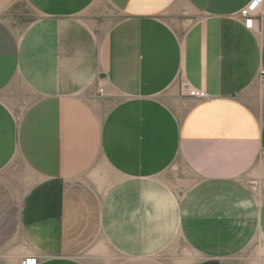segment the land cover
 <instances>
[{"label": "crops", "instance_id": "0c3cea01", "mask_svg": "<svg viewBox=\"0 0 264 264\" xmlns=\"http://www.w3.org/2000/svg\"><path fill=\"white\" fill-rule=\"evenodd\" d=\"M94 1L0 0V185L23 191L26 242L14 264L233 262L264 218V18L243 27L249 0H154L126 19L125 62L113 29L94 32ZM180 100L164 155L162 110ZM100 171L117 174L101 199ZM86 176L94 200L74 210Z\"/></svg>", "mask_w": 264, "mask_h": 264}, {"label": "rangeland", "instance_id": "374dc122", "mask_svg": "<svg viewBox=\"0 0 264 264\" xmlns=\"http://www.w3.org/2000/svg\"><path fill=\"white\" fill-rule=\"evenodd\" d=\"M250 1V0H249ZM248 1V2H249ZM154 0H95L92 6L88 9V15L93 16V30L97 33L98 37H103L104 33L114 30V39L112 49L115 52V57L118 55V59L126 62V19L136 18L133 14L138 13V10L143 8H149L154 6ZM246 2L245 4H247ZM243 4L242 7L245 5ZM239 11V10H238ZM180 31L185 30V27H179ZM102 77V76H100ZM181 89V88H180ZM99 94L102 93V88H99ZM180 105L163 107V132L162 138V151L164 155L170 148L175 147V141L173 134L177 123L181 120L186 110V105L179 101ZM120 109V107H116ZM169 121L167 122V120ZM101 125V123H100ZM152 124L147 123L140 124V127L149 131ZM109 175V176H107ZM113 175V176H112ZM116 172H103L100 171V186H99V199L102 197V193L108 188V185L114 182ZM89 176V173H87ZM84 177V181L89 184L86 187L77 186L80 181L74 180L71 189L74 194L73 200L75 201L74 210L78 206L77 200L81 198L93 197L95 192L94 187L90 186V179ZM167 176V175H165ZM164 176V178H165ZM166 179V178H165ZM2 181L5 179H1ZM0 180V182H1ZM259 182H252V185L258 187ZM182 189V188H180ZM260 191L264 193V180L260 182ZM23 191L20 188L18 191L15 188L5 187L0 185V264H14L16 257L23 253L26 247L24 235L22 233L20 225V207L23 196ZM261 193V194H262ZM260 230L259 234L253 237V241L248 244H242L245 246L243 250L228 251L229 258L233 259V262L226 264H264V218L259 219ZM72 236H75L73 234ZM239 242V241H238Z\"/></svg>", "mask_w": 264, "mask_h": 264}, {"label": "built area", "instance_id": "2783aa9c", "mask_svg": "<svg viewBox=\"0 0 264 264\" xmlns=\"http://www.w3.org/2000/svg\"><path fill=\"white\" fill-rule=\"evenodd\" d=\"M238 14L242 20L243 27L245 29H253L257 22L264 18V0H250L239 9ZM181 92L184 96L195 100H204L208 98L205 91L192 88L187 83L181 85ZM19 264H37V257H24L19 261Z\"/></svg>", "mask_w": 264, "mask_h": 264}, {"label": "bare ground", "instance_id": "6f19581e", "mask_svg": "<svg viewBox=\"0 0 264 264\" xmlns=\"http://www.w3.org/2000/svg\"><path fill=\"white\" fill-rule=\"evenodd\" d=\"M191 87V86H190ZM193 88V87H192ZM241 228V227H240ZM259 228V227H258ZM211 229V228H210ZM233 229H235V228H233ZM239 229V228H238ZM237 231V230H236ZM239 231H240V229H239ZM234 232V231H233ZM246 232V231H245ZM221 233V232H220ZM224 233H225V231H224ZM239 233V232H238ZM228 234H230V233H228ZM232 234V233H231ZM236 235V234H235ZM225 236H226V234H225ZM231 236H233V235H231ZM222 237H223V235H222ZM227 237V236H226ZM234 237V236H233ZM250 237V236H249ZM220 238H221V236H220ZM224 238V237H223ZM217 239V238H216ZM227 239V238H226ZM225 239V240H226ZM230 239V238H229ZM248 239V238H247ZM204 240V239H203ZM228 240V239H227ZM202 241V240H201ZM205 241V240H204ZM213 241H216V240H213ZM217 241H219L218 239H217ZM221 242V241H220Z\"/></svg>", "mask_w": 264, "mask_h": 264}]
</instances>
